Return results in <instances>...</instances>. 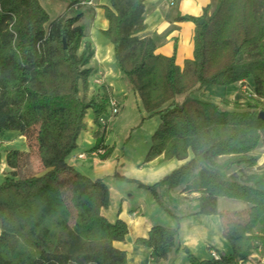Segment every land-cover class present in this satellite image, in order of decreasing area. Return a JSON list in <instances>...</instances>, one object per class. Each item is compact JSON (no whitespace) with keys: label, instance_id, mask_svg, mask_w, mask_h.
Instances as JSON below:
<instances>
[{"label":"trees","instance_id":"obj_1","mask_svg":"<svg viewBox=\"0 0 264 264\" xmlns=\"http://www.w3.org/2000/svg\"><path fill=\"white\" fill-rule=\"evenodd\" d=\"M76 2L70 0L68 7L78 8ZM98 6L108 21L100 33L113 45L126 87L160 119L143 162L159 156L183 160L155 183L137 181L138 186L176 219L180 216L164 198L178 187L198 193L196 214H218L219 197L248 204L246 219L224 225L230 254L200 260L182 248L190 264L245 263L254 240L264 241V234L251 233L264 218V176L231 171L258 161L254 151L264 148V120L257 115L264 105L227 109L196 93L239 82L264 104V0H216L199 17H179L194 24L192 57L183 66L176 63L175 51L158 53L154 39L140 34L146 28L145 0H109ZM82 16L65 11L50 19L39 0H0V134L33 137L42 170L20 175L31 143L28 150L5 151L11 171L0 183V264L126 262V251L113 243L124 240L128 225L121 219L110 222L101 213L109 202L104 179H91L67 162L88 108L98 126L94 150H102L101 159L112 152L104 144L106 126L98 123L108 113V97L89 93L94 48L83 41ZM177 234L178 228L155 225L135 243L150 248L152 259H161L181 248Z\"/></svg>","mask_w":264,"mask_h":264},{"label":"crops","instance_id":"obj_2","mask_svg":"<svg viewBox=\"0 0 264 264\" xmlns=\"http://www.w3.org/2000/svg\"><path fill=\"white\" fill-rule=\"evenodd\" d=\"M39 1L50 19L65 11L75 13L76 8L68 7L70 0H60L61 3H55L54 0ZM91 1V4H84L79 8V12L83 14L80 24L85 30L83 41H89L94 48V55L89 62L93 69L88 78L89 93H98L108 98L114 96L120 103V114L118 113L116 117L119 120L125 118L124 108L131 94L130 100L137 106L136 113L134 112L132 116L134 119L143 116L144 120L133 132L124 131L121 138H116L114 133L109 132L111 128H106L104 144L113 149L108 158L101 159L99 154L102 150H94L98 126L92 109L88 108L84 117L85 126L80 131L76 148L68 155L67 162L91 179H104L109 191V202L107 207L101 209L102 215L110 222L121 219L128 225V233L124 240L113 243L117 248L126 251L125 264H190L186 252L182 250L183 247L200 260L210 258L212 250L230 254L231 245L223 235L227 222L225 219L228 215L235 218L228 221L246 219L248 204L219 197L218 214H196L194 206L198 193L182 192L178 187L165 193L164 198L167 207L180 216L176 219L158 206L148 190L138 186L137 181L144 185L155 183L183 163V160H164L163 156H159L152 161L143 162L150 145V137L160 119L158 115L146 112L138 96L126 87L122 73L114 61L113 45L100 33V30L107 28L108 21L103 9L98 5H108L109 0ZM215 2L216 0H174V4L171 5L169 0H145L146 28L140 34L154 39L155 51L158 53L169 56L175 51L176 63L183 66V61L192 57L194 24L179 17L185 15L199 17L203 7L209 5L212 10ZM236 85H239V82L228 87L213 86L209 89L222 90L223 94L229 96L235 93L233 87ZM126 133L128 136L124 137ZM21 150L28 149L22 147ZM5 153L1 152L0 155V183L11 171L6 164ZM254 153L259 157L254 166L237 167L231 172L240 174L242 169L248 174L258 173L264 176V148L259 147ZM81 154L83 156L79 157ZM114 173L122 178L115 177ZM168 195L172 197L171 200L168 199ZM155 225L178 228L177 239L181 246L180 249L172 248L165 258L156 260L151 258L150 248L135 243L137 238L146 237L150 228ZM251 233L264 234V218L254 226ZM242 264H264V241L254 240L248 261Z\"/></svg>","mask_w":264,"mask_h":264},{"label":"rangeland","instance_id":"obj_3","mask_svg":"<svg viewBox=\"0 0 264 264\" xmlns=\"http://www.w3.org/2000/svg\"><path fill=\"white\" fill-rule=\"evenodd\" d=\"M54 1L55 3H58V2L61 3L60 0H54ZM77 6L78 8L75 9V13L79 12V8L82 5H77ZM50 12L51 14H53L52 11ZM211 87L213 86H208L207 88L200 90L199 93H196V96L215 101L227 109L246 108L248 105L249 106L257 105L258 108H261L264 105L263 102H259L257 99L252 98L249 95H247L246 92H244V90L238 85L233 87V89H235V93L229 96H226L225 94H223L222 90H216V89L210 90L209 88ZM130 97H131V94H129L126 107L124 108L125 118L122 120H119L118 118H116L120 114V111H119V114L114 115L105 125L106 126L105 131H106V128H111L109 132L114 133L116 138H121V136L124 135V131L133 132L134 129H138L143 123L144 119L142 120L139 117L137 119L133 118L132 114H134V112L136 113L137 106L134 104V101L130 100L131 99ZM177 99H181V96H179ZM98 123H99V120H98ZM100 126L103 129V126L101 124ZM127 136L128 134L126 133L124 137H127ZM28 143H31L32 145L31 149L28 148ZM33 144H34L33 137L31 138V141H30L28 138H26L23 135H20L18 132L4 131L0 134V155H1V152H5L6 150L10 148L21 149L23 147V148L29 149L28 160L26 164L24 165L20 175L39 173L41 171V166L39 164V160H38ZM187 210L188 209H185V211ZM230 219H235V218H231L228 215L225 220L228 221Z\"/></svg>","mask_w":264,"mask_h":264},{"label":"built area","instance_id":"obj_4","mask_svg":"<svg viewBox=\"0 0 264 264\" xmlns=\"http://www.w3.org/2000/svg\"><path fill=\"white\" fill-rule=\"evenodd\" d=\"M170 4L173 5L174 4V0H169ZM92 1L91 0H77L76 4L74 5V7H77V5H83V4H91ZM242 89L244 91L248 90L247 85H242ZM120 111V103L119 101L114 97V96H110L108 98V113L106 115H101L98 120H99V124H101L102 126L106 125V123L116 114H118ZM83 155H79V157H82ZM211 256L214 258H218L219 254L215 251H211Z\"/></svg>","mask_w":264,"mask_h":264},{"label":"water","instance_id":"obj_5","mask_svg":"<svg viewBox=\"0 0 264 264\" xmlns=\"http://www.w3.org/2000/svg\"><path fill=\"white\" fill-rule=\"evenodd\" d=\"M203 21V18H199L198 19V23H201ZM64 47H65V44H64ZM259 118L263 119L264 120V111H259L258 115H257Z\"/></svg>","mask_w":264,"mask_h":264},{"label":"bare ground","instance_id":"obj_6","mask_svg":"<svg viewBox=\"0 0 264 264\" xmlns=\"http://www.w3.org/2000/svg\"><path fill=\"white\" fill-rule=\"evenodd\" d=\"M86 120H88V117H86ZM83 134H84V132H83Z\"/></svg>","mask_w":264,"mask_h":264}]
</instances>
